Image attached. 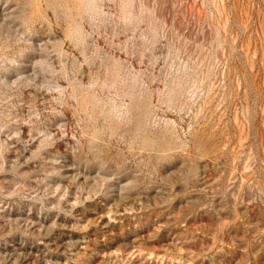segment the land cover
<instances>
[{
	"label": "rangeland",
	"instance_id": "rangeland-1",
	"mask_svg": "<svg viewBox=\"0 0 264 264\" xmlns=\"http://www.w3.org/2000/svg\"><path fill=\"white\" fill-rule=\"evenodd\" d=\"M0 264H264V0H0Z\"/></svg>",
	"mask_w": 264,
	"mask_h": 264
}]
</instances>
